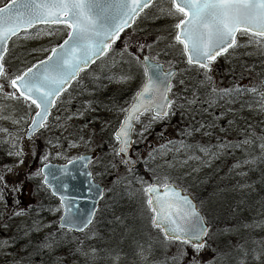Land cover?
Returning a JSON list of instances; mask_svg holds the SVG:
<instances>
[{
  "label": "rangeland",
  "instance_id": "obj_1",
  "mask_svg": "<svg viewBox=\"0 0 264 264\" xmlns=\"http://www.w3.org/2000/svg\"><path fill=\"white\" fill-rule=\"evenodd\" d=\"M6 2L7 0H0V3ZM161 6L169 7V0H156L138 17L133 29L139 34V41H134L136 43L133 42L123 55L111 48V52L88 76L76 81L70 90L62 95L47 122V127L30 140L25 139L24 135L35 108L32 105L30 109V103L25 102L23 98L9 97L7 93L14 90L8 84L7 78L0 77V84L4 85L0 90V129H7L0 130V155L3 156L0 159V176L4 178L0 181V188L3 189L0 191V242L8 241L6 247H0V264H27L28 261H31V264H56L57 257L62 258V264H177L173 257L178 255L180 244L165 241L152 229L146 198L137 179L143 177L133 168L129 172L128 166L120 162L121 158L113 154L115 142L112 133L124 116V113L118 111L121 105H110V110L105 109L106 104L101 105L102 100L98 97L112 94L113 91L133 92L141 86L144 80L141 65L129 53L140 58L146 53L167 68L179 70L172 89L176 99L175 114L153 123L143 138L138 135L141 124L136 123L137 132L133 134L135 142L130 152L131 157L148 168V173L152 175L150 182H153V175H167L170 183L194 197L199 211L210 225L209 236L205 238L206 247L196 255L193 248L184 245L186 254L178 264H190L193 256L199 264H239L241 258L234 260L229 254L224 256L227 251L224 253L220 249L225 243L224 240H228L235 251L239 250L240 255L243 250L248 253L250 250L260 252L261 245L264 244V217H259L247 228H242V235L235 220L225 216V213L230 209L235 210L232 205L235 201L234 194L247 187L249 175L251 179L249 172L252 165L243 161L260 154L258 145L260 138L264 137V111L255 106L253 94L247 93L237 98L234 103L220 100V106L208 108L204 101L211 85L203 84L198 89L190 87L195 82L192 79L187 81V78L194 74L189 68L191 66L187 65L186 58L182 56L180 46H169L174 44L172 36L175 32V18L160 14ZM61 29L63 26L36 28L29 33L42 30L39 35H29L25 38L22 34L15 37L9 43L3 61L5 70L18 74L36 61L45 59L48 52L42 49H50L66 37L67 30ZM48 31L53 34L47 35ZM237 39L242 46L236 48L235 52L230 49L231 54L221 55L213 63L209 75L220 88L231 87L238 82L241 85H257L264 90V85L261 84L264 79V51L257 49L255 45L246 44V36L238 34ZM139 44L152 47H144L146 52L142 53ZM121 65L123 67L120 68ZM135 66H138L140 71L136 70ZM120 75H128L130 79L120 81ZM201 76L203 80V73ZM181 80L183 83H180ZM194 94L199 102L185 103V98L192 99ZM249 101L253 102L252 108L247 106L246 102ZM180 104H184V107L181 108ZM222 108H231L234 111L227 112L225 117L217 120L214 128H208L207 124L212 120L211 113L219 114ZM148 115L145 114L142 119H146ZM70 116L71 119H68ZM57 117L59 119H56ZM229 120L232 121L231 125L228 124ZM180 121L183 123V128L180 127L182 131L176 126ZM201 123L205 124V128L187 135L188 130L200 128ZM205 131L210 134L204 135ZM245 138L255 141V144L225 149L213 147L221 141L236 144ZM168 140L206 145L209 146L210 152H217L218 155L209 158L193 147L187 151L181 149L179 152H168L164 156H157L155 160L149 159V152ZM69 141L75 142L77 146L70 147ZM58 152L61 153L59 156ZM84 153L94 155L89 170L93 180L106 190L96 219L102 212L109 211L108 216L114 223L110 229L116 232L115 236H120V242L125 243L128 249L109 247L110 243L105 241H100L97 246L99 233L95 226L96 219L83 233L74 234L62 229L57 232V222L62 210L51 211L57 208L59 203L48 199L46 189L41 185L42 177L33 173L44 163H63ZM45 154L48 159L42 160L41 157ZM190 155L199 156L201 159H188ZM143 180L148 181L146 178ZM21 209L24 210L22 214L13 215V212ZM102 209L104 211L101 212ZM117 217L119 219H116ZM49 224L51 227L47 226ZM53 232H56L58 237V245L54 251L37 249L44 237ZM250 232L253 233V239L246 240V235ZM60 233L66 235L61 236ZM220 242L221 244H218ZM77 247L85 252L96 248V258L92 260L80 255L76 252ZM141 247L147 260H142L140 255H137ZM44 252H47L46 258L42 257ZM117 255L119 259H115ZM165 256L170 259L167 260ZM228 260L231 263L226 262ZM259 261L260 259L254 260V264H259Z\"/></svg>",
  "mask_w": 264,
  "mask_h": 264
},
{
  "label": "snow or ice",
  "instance_id": "obj_2",
  "mask_svg": "<svg viewBox=\"0 0 264 264\" xmlns=\"http://www.w3.org/2000/svg\"><path fill=\"white\" fill-rule=\"evenodd\" d=\"M153 3L154 0H7L6 3H0V77L7 78L8 84L14 90L7 93L9 97L23 98L25 102L30 101L28 105L30 109L32 105L37 109L28 128L29 133L38 128L47 127L46 121L52 106L56 104V98L65 92L72 81L77 80L80 72L90 63L108 53L120 34L135 22L145 8ZM169 4L167 8L163 6L159 8L160 14L175 18L176 21L173 25L175 32L172 36L174 44L169 46H180L181 54L186 58L187 65L196 66L202 70L204 79L200 83L211 85L204 101L208 108L220 106V100L234 103L237 98L247 93L253 94L255 106L264 111V90H261L259 86L241 85L237 82L231 87L220 88L215 85L209 75L213 62L218 57L226 53L231 54L230 49L235 52L236 48L242 46L237 39L238 34L247 37L246 44L255 45L257 49L264 51V0H169ZM37 24L63 25L61 31L66 29L67 35L61 43L55 44L50 49H42L49 53L44 60L36 61L31 67L24 68L18 74L7 72L3 61L4 54L8 51V41L20 34L22 30H24L25 38L29 35H39L42 30H37L35 33L27 31ZM52 34V31L47 32V35ZM159 39L158 37L157 40ZM128 47L129 45L125 43L121 55L127 52ZM138 47L141 50L144 47L151 49L152 45L139 44ZM129 55L133 56V59L142 66L144 80L128 106L118 108L124 116L112 133L115 142L112 151L115 156L121 158L120 162L128 166L131 172V166L135 164V161L129 156V149L135 142L133 134L137 132L136 123L141 124L138 135L143 138L153 123L175 114L176 99L172 94V79L177 75V70L170 68L165 71L162 64L155 62L154 58L147 55L142 60L132 53ZM118 79L127 81L130 77L120 75ZM180 83H183V80ZM261 84L264 85V79L261 80ZM3 88L4 85L0 84V90ZM16 92H19V96H16ZM198 102L195 94L192 99L185 98L187 104ZM86 103L91 104V102ZM246 103L249 108L253 107L252 101ZM179 106L183 108L184 104ZM231 111L234 109L222 108L219 114L211 113L212 120L208 122L207 127L214 128L215 122ZM76 114L82 115L83 113ZM145 114L149 115L146 119H142ZM68 119H71V116ZM228 124L231 125L232 121L229 120ZM203 128L205 124L201 123L200 128L188 130L187 135H192L193 131L200 132ZM0 130L7 131V129ZM209 134L208 131L204 132V135ZM245 144H255V141L249 138L236 144L221 141L213 147L216 149L238 148ZM69 146L76 147L77 144L69 141ZM193 147L198 148L209 158L218 155L217 152H210L209 146L206 145L187 144L183 140H168L153 148L149 152V159L155 160L157 156H164L168 152H179L181 149L187 151ZM258 147L259 156L252 157L250 160L246 159L243 163L254 164L257 160H264V137L260 138ZM60 154L57 153L58 156ZM41 159L47 160L48 155H43ZM91 159L82 154L69 159L68 164L83 161L86 166ZM188 159L199 160L201 157L190 155ZM165 163L170 164L168 161ZM58 172L59 174L50 170V166L45 163L33 175L41 176V185L51 190L53 196L59 197V206L51 209L53 212L62 209L57 222V232L61 229L84 232L93 224L96 208L80 212L77 206V211L73 212V198L64 195L70 187L63 179L69 174L68 166H62ZM87 176L91 177L92 172H87ZM3 179V176H0V181ZM137 179L146 198L145 203L150 213L152 227L163 234L165 241L179 242L181 246L178 255L173 257V260L178 264V261L186 254L183 249L184 245H191L198 255L200 250L207 245L205 238L209 236L210 225L192 200L187 195H182L183 190L178 189L174 183H170L167 175L163 177L153 175V182L145 181L143 178ZM93 188L96 189L97 195L103 196V189L99 185L90 184L88 191L91 193ZM0 191L3 189L0 188ZM75 199H88V197L77 196ZM23 211L21 209L13 212V215H20ZM47 226L51 227V224ZM60 234L61 236L66 235V233ZM93 235H95L94 232ZM7 245L8 241L0 242V247ZM57 245L58 237L56 232H53L45 236L37 247L52 252ZM76 252L94 260L97 249L90 248L88 252H85L77 247ZM143 252L141 247L137 255H140L142 260H147ZM242 255L247 258L249 253L243 250ZM262 257H264V244L261 245L259 253L255 250L253 253L254 259ZM115 259H119V256L117 255ZM27 264H31V261ZM56 264H62V258L57 257ZM190 264H199V261L193 256ZM239 264H244V260L241 259Z\"/></svg>",
  "mask_w": 264,
  "mask_h": 264
},
{
  "label": "trees",
  "instance_id": "obj_3",
  "mask_svg": "<svg viewBox=\"0 0 264 264\" xmlns=\"http://www.w3.org/2000/svg\"><path fill=\"white\" fill-rule=\"evenodd\" d=\"M139 34L136 33L132 27L131 30L125 31L121 34V36L118 38V41L112 46V49L114 51H119L121 52V50L124 48L125 43H127L129 45V47H131L132 43L134 41H139ZM136 41V42H137ZM134 42V43H136ZM146 50L143 48L142 53H145ZM99 62L96 64L98 65ZM95 65V66H96ZM94 66V67H95ZM91 68L90 70L84 71L81 73L80 79L84 76H88L91 72V70L94 69ZM123 67V65L120 66V68ZM187 68V66L185 67ZM190 69H192L193 71V75L190 76L189 78H187V81L189 82V80H194V85L190 86V87H195L196 89H198L199 87H201L203 84L200 83L201 79V73L202 70H199L198 68L195 67H189ZM135 69L138 71H140V69L136 68ZM179 74V73H178ZM141 75V72H140ZM91 76V75H90ZM83 77V78H84ZM82 78V79H83ZM135 90H137L135 88ZM135 90L133 92H116L113 91L112 94H107L105 96H98L100 98V104L101 105H105L104 107H107L105 109H109L110 110V105H121V107H125L126 104L129 103L130 99L133 97V95L135 94ZM103 107V108H104ZM182 121H180L176 126L178 128V130L182 131ZM182 127V128H180ZM3 156L0 155V159H2ZM1 161V160H0ZM252 168L250 170V174H251V179H250V175H249V181L247 182L248 184L245 186L246 188L242 191L236 192L235 195V201L232 203V205H234L235 210L231 211L232 209H230L228 212L225 213V216H228V218H232L233 220H235L236 226H239V228H241V230L239 231L240 234H242V228H247V226H250L254 221H256L259 217H264V160H257L254 164L251 163ZM153 170V169H150ZM135 172L143 177L146 178L149 182L152 180V175L148 173V168L145 167L143 165L142 162H138V164L136 165L135 168ZM151 172V171H150ZM46 196L48 197V199L52 202L56 201L52 198V196L50 195V193H48V191H45ZM104 211V209L101 210V212ZM106 212V211H105ZM102 212V214H100V216H98V218L96 219V223L97 225H95L97 227V232L99 233L98 237H99V241L97 243V246H99V242L101 241H105L110 243L109 247H114V248H119L120 250L122 248L124 249H128L125 243H121L120 242V236H115L116 232H113V230H111V226H114V223L111 221V217L108 216V213L110 215V212L107 211V213ZM153 230H155L159 236H161L160 232L154 228H152ZM211 229V228H210ZM112 233V234H111ZM114 235V237L112 236ZM243 235V234H242ZM247 236L246 240H252L253 239V233L250 232ZM245 236V237H246ZM226 239V238H225ZM224 244L223 246L220 247V249H222V252H226L224 256H226L227 254H229L230 256L233 257L234 260H237L238 258L240 259H244L246 264H254V259L252 257L254 250H250L249 251V255L247 256V258H245L243 255H240V251H235L234 246H231V244L229 243L228 240H224ZM175 243V242H174ZM175 244L179 245V242H176ZM218 244H221L218 243ZM226 244V246H224ZM224 247V248H223ZM226 248V250H225ZM38 249V248H37ZM41 250V249H40ZM132 249H129V251H131ZM255 252L257 253V250H255ZM42 257L46 258L47 257V252H44ZM165 258L167 260H169L170 258H168V256H165ZM231 263V261H226ZM234 262V261H233ZM262 262H264V257H262L259 261V264H262Z\"/></svg>",
  "mask_w": 264,
  "mask_h": 264
},
{
  "label": "water",
  "instance_id": "obj_4",
  "mask_svg": "<svg viewBox=\"0 0 264 264\" xmlns=\"http://www.w3.org/2000/svg\"><path fill=\"white\" fill-rule=\"evenodd\" d=\"M155 1V0H154ZM146 9V8H145ZM144 9V10H145ZM142 13V12H141ZM140 13V14H141ZM137 19V18H136ZM134 24V22L133 23H131V26L130 27H128V28H126L124 31H126V30H129L131 27H132V25ZM36 26H46V25H43V24H37V25H35L34 27H36ZM33 27V28H34ZM32 29V28H31ZM28 30H30V29H28ZM24 30H22L21 32H23ZM123 33V32H122ZM19 35V34H18ZM120 36H121V34H120ZM13 38H15V36L14 37H12L9 41H8V43L13 39ZM117 41V40H116ZM115 41V42H116ZM114 42V43H115ZM113 43V44H114ZM112 44V45H113ZM8 45V44H7ZM111 45V46H112ZM7 48H8V46H7ZM111 48V47H110ZM110 50V49H109ZM6 54V53H5ZM5 54H4V57H5ZM107 54V53H106ZM105 54V55H106ZM104 55V56H105ZM104 56H102V57H104ZM144 56H146V55H144ZM143 56V57H144ZM148 56V55H147ZM102 57H100L99 59H96L95 60V62H93V63H90L89 64V66L87 67V68H85L84 70H88L89 68H91V66L92 65H94V64H96V62L97 61H99V60H101V58ZM143 57L141 58V60L143 59ZM155 61V60H154ZM155 62H157V61H155ZM161 64V63H160ZM163 65V64H162ZM163 68H164V66H163ZM164 70L165 71H167V70H169V69H166V68H164ZM83 71V70H82ZM178 72V71H177ZM79 77V76H78ZM78 77H77V79H78ZM174 78V77H173ZM173 81V80H172ZM74 81H72V83H73ZM71 83V84H72ZM71 86V85H70ZM70 86L66 89V90H68L69 88H70ZM65 90V91H66ZM17 94H19V92H17ZM62 94V93H61ZM60 97V96H59ZM59 97H57L56 98V100L59 98ZM30 102V101H29ZM34 106V105H33ZM35 107V106H34ZM54 108V106H52V108H51V110ZM51 110H50V113H51ZM36 111H37V109H36ZM50 113H49V116H50ZM35 114H36V112L34 113V115L32 116V117H34L35 116ZM32 119V118H31ZM49 119V118H48ZM123 119V118H122ZM47 122V121H46ZM31 123H32V120H31V122H30V124L29 125H31ZM29 125L27 126V128H26V130H27V132H26V134H25V139H27V140H29L30 138H32L35 134H37V133H39L41 130H42V128L43 127H41V128H38L37 130H35L34 132H32V133H29L28 132V128H29ZM119 126V125H118ZM133 141H134V138H133ZM132 147V146H131ZM130 150H131V148L129 149V153H130ZM84 155H87L88 157H90V158H92V155H90V154H84ZM130 156V155H129ZM132 158V157H131ZM133 159V158H132ZM134 161H135V164L134 165H132L131 167H134L135 165H136V160L135 159H133ZM91 161H92V159H91ZM90 163V162H89ZM89 163H87V165L85 166V162H83V161H77V162H75L74 164H71V165H69L68 164V162H66V163H63V164H58V163H47L49 166H50V170H52V171H56L57 172V174H59V172H58V170L62 167V166H65V165H67L68 166V169H69V174L66 176V177H63V179H64V181L67 183V184H69V189L66 191V192H64V195L65 196H67V197H71V198H73V205H72V210H73V212H76L77 211V206H79V210H80V212H87V211H89V210H91L93 207H95L96 208V214H97V209H98V205H99V202H100V200L103 198V196H104V194H103V196H99V195H97L96 194V189L95 188H93V190H92V192L90 193L89 191H88V189H89V185L90 184H97V185H99L100 186V188H102L103 189V192H105V190H104V187L102 186V185H100L99 183H95L94 182V180L92 179V176L91 177H88L87 176V172H89L90 170H88V165H89ZM44 165V164H43ZM43 165H42V167H43ZM178 188V187H177ZM178 189H180V188H178ZM48 191H49V193H51V190H49L48 189ZM182 195H187L188 197H189V199H191L192 200V202H193V204L196 206V202L194 201V199L192 198V197H190L188 194H186V193H184L183 191H182V193H181ZM52 195V194H51ZM77 196H82V197H88V199H79V200H77V199H75ZM52 197H55L56 198V200L58 201V203H59V197L58 196H53L52 195ZM197 207V206H196ZM197 209H198V207H197ZM96 214H95V216H96ZM94 219H95V217H94ZM64 230H67V229H64ZM86 230V229H85ZM84 230V231H85ZM71 232H73V233H81V232H78V231H75V230H72Z\"/></svg>",
  "mask_w": 264,
  "mask_h": 264
}]
</instances>
